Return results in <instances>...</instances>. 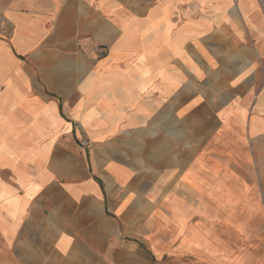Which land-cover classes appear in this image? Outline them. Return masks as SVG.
<instances>
[{
  "label": "crops",
  "instance_id": "1",
  "mask_svg": "<svg viewBox=\"0 0 264 264\" xmlns=\"http://www.w3.org/2000/svg\"><path fill=\"white\" fill-rule=\"evenodd\" d=\"M231 144L262 161L264 0H0V264H153Z\"/></svg>",
  "mask_w": 264,
  "mask_h": 264
},
{
  "label": "rangeland",
  "instance_id": "2",
  "mask_svg": "<svg viewBox=\"0 0 264 264\" xmlns=\"http://www.w3.org/2000/svg\"><path fill=\"white\" fill-rule=\"evenodd\" d=\"M230 146L215 150L207 162L215 171L202 178L216 180L218 196L234 195L232 205L213 199L182 220L168 216L156 223L153 264H264V145L258 162L253 154L242 161V147ZM207 190L202 188L203 196Z\"/></svg>",
  "mask_w": 264,
  "mask_h": 264
}]
</instances>
